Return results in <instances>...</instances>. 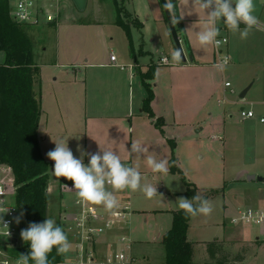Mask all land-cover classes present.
Wrapping results in <instances>:
<instances>
[{
  "label": "rangeland",
  "instance_id": "rangeland-1",
  "mask_svg": "<svg viewBox=\"0 0 264 264\" xmlns=\"http://www.w3.org/2000/svg\"><path fill=\"white\" fill-rule=\"evenodd\" d=\"M61 1V11L64 13L60 12L59 17L54 23L34 26L30 30V34L34 39L33 50L37 63H56L59 58L58 64L60 65L46 67L47 69L42 71V77L45 80L43 91L45 92L49 91L50 82L55 81V77L66 79L72 75L73 69L70 64L76 62L85 63L87 58H90L92 54H96L98 58L102 59L110 58L112 53L120 56L121 52L125 49V44L119 43L117 39L118 31L122 30L113 24L116 16L115 8L117 9L118 6L123 9L121 14L122 19L129 24L134 22L135 19L126 7L136 10L138 14L141 13V19H143L144 23L146 22L145 41L148 48L153 51L154 59H157L159 54L165 52L170 56L171 62L169 64H173L176 58L179 57L161 0ZM174 2L176 0H172V3ZM257 2H255L257 5L255 14L259 17L262 24H264V0H257ZM178 5L179 3L176 2L177 9ZM202 16L205 17L203 13ZM59 20H65L71 25L74 22H77L75 24H79L78 22L98 21L102 24H94L88 28H67L66 33L59 41L55 29ZM218 25L222 28L226 27L223 24V19ZM164 31L173 45L171 52L166 49V35ZM179 31L185 34L184 31L180 29ZM222 33L227 38L228 33L229 36L232 35L230 31L226 32L224 30ZM255 38H257L256 35ZM186 39L188 41L187 36ZM182 42L185 50L188 52L187 46L184 41ZM188 45L190 53L194 56L189 41ZM226 47L227 43L222 46L224 55H226L224 51ZM84 53H87V55ZM149 60V57L143 59V61ZM169 64H160L161 66L158 68L160 71L161 69L165 70V74L161 83L160 77L157 78L156 82H159L160 86L158 88L155 87V93L164 94V90H167V95L172 103L179 104L182 106V109L183 106L191 110L192 107L193 109H198L201 104L205 103L207 98L203 81L200 80L201 78L205 80L204 77L209 78V76L203 71L197 70L200 68L186 70L181 67H175L171 71L170 69L166 70L170 67ZM254 64H248L250 67L246 69H252ZM254 68H257L256 65ZM218 75V71L213 73L215 81ZM230 80L233 81V87L235 88L233 97L236 99V101L229 104L226 102L230 108L227 112L231 116L225 114L224 106H221L222 104L217 102L218 95H215L208 102L210 109L206 110L207 113L210 110L209 113L220 115L222 118L220 116L210 117L205 114L202 118L199 119L198 117L193 122L191 121L192 116L184 115L181 117L176 110L177 113L176 111L171 112L172 122L174 121L175 114H177L178 121L174 122L179 123L173 125V128L165 127L167 133L171 135L170 139H173L164 140L158 146L151 145V143L146 145L149 155L154 156L157 160H168V174L164 175L152 172L143 156H141V159H137L135 155L129 156L127 152V157L125 158L129 159H126V161H130L131 165L139 166V170L144 177L142 183L156 186L158 193V195L149 199L141 191L133 192L130 189L119 191L123 200L129 202L131 205L132 213L129 216L126 233L133 242L131 246V253L134 256L133 264H165V249L161 238L172 227L174 211L179 209L176 204L177 198H187L185 194L186 181L197 186L198 195L202 197L208 196L213 205V211L209 216L197 215L196 217H192L190 221L188 238L195 245L194 256L196 253V257L194 261L201 264L204 256L199 251V248L201 247L207 252V243L217 239L218 244L222 246L216 256L217 258H223L224 256L228 258V261L231 260L233 262V257L237 253L244 254L246 252L248 260L252 261L249 264H264V251L256 249L258 244L264 242V240L245 241L235 238L230 240L229 235H227L229 231L238 227H240L239 229L242 228L243 232L248 231L252 237L258 234L259 229L256 226H236L231 224L230 220L239 207L264 202L261 201L264 200L263 182L259 180L251 182L248 180V175L242 181L235 179L240 169L250 164L255 153L251 149L254 141L250 140L249 136L257 133L261 127L254 125V122L251 121H242L240 109L241 107L250 109L249 100L262 92L261 86L259 82L256 84L252 83L254 85L249 94L245 98H241L240 94L245 89V87H242V81L239 77L235 76H231ZM65 95H69V90H65ZM224 115L227 117L225 121ZM181 120H185V123ZM199 127L202 129L199 130ZM224 128L225 130L223 131ZM92 135L90 133L89 141L87 139L80 141L79 146L82 149H85L89 145L94 152H97L99 151L98 143L101 148H119L123 145L122 139L115 130L100 133L97 140L98 143L96 142L95 144L92 142ZM146 135L149 137L150 134ZM214 136H222L223 139H214ZM139 141L145 144L142 140ZM77 152L78 156H80V152ZM173 155L176 158L175 163L178 169L175 172L170 170V160ZM53 200L50 205L49 214L55 221L60 219L63 222L64 212H75L73 207L66 208L67 211L65 208L63 209L59 204L61 201L59 197H55ZM244 234L247 235V233ZM22 241L20 237V242ZM66 256L72 259V249ZM208 257L210 258L209 255ZM196 263L194 262V264ZM209 264H214V262Z\"/></svg>",
  "mask_w": 264,
  "mask_h": 264
},
{
  "label": "crops",
  "instance_id": "crops-1",
  "mask_svg": "<svg viewBox=\"0 0 264 264\" xmlns=\"http://www.w3.org/2000/svg\"><path fill=\"white\" fill-rule=\"evenodd\" d=\"M176 2L179 3L178 13L180 16L182 14V0H176ZM255 2H257V0H255ZM257 4H259V2H257ZM126 9L130 12L134 19H138L142 23V26L138 27L131 23L129 37L126 30L116 23L115 16L113 24L122 30L118 31L117 39L119 43L125 44V49L121 52L120 56L113 53L111 54V56H116L115 61L111 60V56L110 58L107 57L102 59L98 58L96 54H92L90 55V58H87L85 63L76 62L70 64L73 69L72 75L66 79L55 77V81L50 82L48 92L43 91L45 80L42 77V71L47 69L46 67L60 65L58 64L59 58L56 63L50 64L37 63L36 61L40 67L41 79V85L37 86V90H40L42 97V114L39 126L40 146L44 157L50 163L51 180L48 190L50 196L49 211L50 205L54 201L53 198L55 197L60 198L61 201L59 204L63 207V209L73 207L72 193H64L62 191L63 184L68 180L63 177L57 178L53 175L52 170L54 167V161L50 160L46 155L48 151L55 148V144L52 140L67 141L68 147L71 149L74 156L80 158L81 153L80 156H78L79 154L76 150L80 145L81 140L83 141V139H87L89 141L91 133L93 134L91 138L92 142L95 144L100 133L115 130L122 139L123 145L119 148L117 147L113 149L118 151L123 162L131 165L130 161H126V159L129 158L125 157H127V149L130 150L131 148L132 141L138 139L145 142V145L151 143V145L158 146L161 145L164 140L173 139H170L171 135L167 133L165 127L173 128V125L178 124L179 122H174L178 121L177 114H175L174 121L172 122L171 112H175L177 110L181 117L184 115H190L193 117L191 120L193 122H195L198 117L199 119L202 118L205 114L210 117L220 116L209 113L210 110L207 113L206 109L209 108L208 102H210V98L215 95H218L217 102H219V99H221L223 94L226 95V102L228 104L236 101L235 97H233L235 94V88L233 87V81L230 80L231 76L239 77L242 81V87H250L246 96L251 91L253 85L257 82H259L262 90L260 94H257L249 100V104L251 105L250 109L255 112L256 116L250 119L241 118L242 121H251L254 122V125L261 127L257 133L249 136L250 140L254 141V144L251 145V149L254 150L255 154L250 164L241 168L237 178L235 179H237V181H242L245 180L244 177L246 175H255V179L248 180L252 182L259 180L257 177H263V179L259 181L264 183V122L260 121V118L264 116V29L257 30L254 28L247 39L243 40L240 38L239 33H232L231 36H229L228 33V43L224 51L230 58L231 63L227 65L226 71H218L219 75L215 81L213 78V73L217 72L216 69L213 68L216 58L215 48L214 46H208L207 48L202 49L195 36L196 31L199 30L200 25L205 21L206 17L202 16V13H200V17L196 13L185 15L184 18L181 19L183 22L182 26L191 46L194 61L192 62L188 58L186 62H179L180 57H177L175 63H168L170 67L166 70L170 69L171 71L175 67H181L186 70L200 68L197 70L203 71L209 76V78L205 76V80L203 78L200 80L203 81V87L206 93L205 95L207 96L205 103L201 104L198 109H193L192 107L191 110L190 108H186L184 106L182 109V106L179 104L176 105L172 103L167 95V90H164V94L155 93V87L158 88L160 86L159 82H156L157 78L160 77L161 83L165 74V70L161 69L160 71V69H158L161 66L158 61L161 57H167L169 62H171L170 56L165 52H162L159 54L157 59H154L153 51L148 48L145 41L146 22L144 23L143 19H141V13L138 14L136 10L128 9L127 7ZM75 23L77 22H74L71 25L65 20H59L58 25L55 26L59 41L66 33L67 28H88L94 24H102L99 21L78 22L79 24ZM176 24L179 31V25L178 23ZM218 27L220 28V33L222 35H224L222 33L224 30L229 32L227 27L222 28L220 25H218ZM240 27L243 28L244 26ZM165 35L166 49L171 52L173 45L171 44L166 32ZM255 35L257 38H255ZM113 38L112 40H114ZM84 54L87 55V53ZM146 57H149L150 60L143 61ZM4 60L5 54L0 51V64L3 63ZM253 63L255 64L252 69H246L250 67L248 64ZM152 64L156 66L155 78L152 80H144V75ZM120 65L125 67L122 68ZM255 65L257 68H254ZM145 81L151 85L154 92V99L151 103L152 110L158 117H162L164 119L165 125L163 127V133L155 126L154 121L143 110V102L148 95ZM226 81H230L232 83L231 88L225 87ZM66 89L69 90V95H65ZM226 102L221 106H224L225 114H229L227 110L230 108ZM229 115L231 116V114ZM226 118V115H224V121ZM181 121L185 123V120ZM200 129L202 128L199 127V130ZM224 130L225 128L223 131ZM148 133L150 134L149 137L146 135ZM213 138H219V140L223 139L222 136H214ZM83 150L87 153H95L89 145ZM83 161L85 164H88L89 157L85 155L83 157ZM115 195L117 196L119 204L126 202L123 200V197L119 192H116ZM239 228L240 227L232 229L228 232L227 235H229L228 237H230V240H233L232 238L237 240L243 239L245 241L263 240L258 239V234L252 237L248 231L243 232L241 230L242 228ZM243 233H247V235L244 234V236ZM256 249L264 251V242L258 244ZM199 251H201L204 256L201 264H209L211 262H214V264H221L218 260L209 258L208 253L203 248L200 247ZM242 255L244 257L242 260H235L233 262L230 260L228 263L249 264L252 262L251 260H248L247 253ZM195 257L196 253L193 259V262L196 263V261H194ZM196 264L199 263L197 262Z\"/></svg>",
  "mask_w": 264,
  "mask_h": 264
},
{
  "label": "trees",
  "instance_id": "trees-1",
  "mask_svg": "<svg viewBox=\"0 0 264 264\" xmlns=\"http://www.w3.org/2000/svg\"><path fill=\"white\" fill-rule=\"evenodd\" d=\"M173 4L176 6V2ZM122 12L123 9L118 6L116 23L124 28L130 37L131 23L122 19ZM175 16L179 17L176 7ZM177 23L179 29L184 31L182 20L179 19ZM132 24L142 26L138 19ZM31 27L15 21L10 0H0V51L5 54V60L0 64V163L12 168L16 186L15 202L23 213L25 228L31 222L42 223L50 217V163L44 157L40 146L42 97L37 86L41 85V79L40 67L35 61ZM188 49L190 51L189 45ZM155 70L156 66L152 64L144 75V80L154 79ZM145 86L148 95L144 99L143 110L163 132L164 119L158 117L151 107L154 92L146 81ZM175 162L173 155L170 170L174 172L178 170ZM186 186L187 198L191 199L198 194V188L193 183L186 181ZM203 197L209 199L208 196ZM191 219L192 216L186 215L181 209L174 211L172 227L161 238L165 249V264H194L195 245L188 238ZM56 223L64 229L60 219ZM221 248L217 239L207 243V252L211 259L218 260L221 264H229L228 258L216 257ZM13 252L16 256L27 254L30 252V245L22 241ZM65 256L66 254L57 255L53 249L49 254L50 264H63ZM233 258L235 261L244 257L242 253H237Z\"/></svg>",
  "mask_w": 264,
  "mask_h": 264
},
{
  "label": "clouds",
  "instance_id": "clouds-1",
  "mask_svg": "<svg viewBox=\"0 0 264 264\" xmlns=\"http://www.w3.org/2000/svg\"><path fill=\"white\" fill-rule=\"evenodd\" d=\"M234 5V6H233ZM165 8L172 15L173 22L177 23L185 15L203 13L205 21L196 31L195 36L201 48L214 46L219 49L226 40L217 39L220 36L218 24L223 19V24L233 33H239L240 38L247 39L252 30L264 29L256 13L255 0H182V14L175 16V4L172 0H166ZM244 27L241 28L240 24ZM229 57H220L217 63L213 64L219 72L226 71ZM55 148L46 153L47 157L54 161L52 173L55 177H63L73 182L72 189L75 190L77 203L102 206L107 212L115 214L119 208V201L116 192L130 189L133 192L141 191L149 199L158 195L157 187L152 184L142 183V176L138 165H128L122 161L120 154L113 148H101L95 153H87L80 146L77 151L81 153L80 158L74 156L68 147L67 141H54ZM129 156L135 155L137 159L143 156L147 166L154 173L168 174L169 163L167 159L157 160L149 155L148 147L139 140L131 142ZM89 157L88 164H85L83 157ZM176 204L186 215L196 217L197 215L209 216L213 211L212 202L200 195H194L191 199L178 197ZM2 211V209H0ZM23 215V213H21ZM252 214L241 217H234L232 222L239 223L241 219L247 221ZM20 222V218H16ZM8 229V225L0 220ZM9 235V233H7ZM21 239L30 245V252L19 254L15 264H50L49 254L53 249L57 255L67 254L72 249L64 229L56 221L48 217L42 223L31 222L28 227L20 232Z\"/></svg>",
  "mask_w": 264,
  "mask_h": 264
},
{
  "label": "built area",
  "instance_id": "built-area-1",
  "mask_svg": "<svg viewBox=\"0 0 264 264\" xmlns=\"http://www.w3.org/2000/svg\"><path fill=\"white\" fill-rule=\"evenodd\" d=\"M11 13L16 22L22 25L40 26L54 23L60 15L61 0H10ZM217 39L228 38L220 33ZM224 43V44H226ZM223 44V45H224ZM222 45V46H223ZM222 46L215 48L217 63L220 57H228L223 54ZM111 60L115 61L116 56L112 55ZM159 64H168L167 57H161ZM231 60L229 59V63ZM124 68L125 66L120 65ZM230 81L225 82L226 88H231ZM226 95L219 99V104L226 102ZM242 119H250L256 116L252 109L241 107ZM264 122V116L260 118ZM73 182L67 181L62 186L64 193H72L74 213L64 212V229L71 239L72 259L65 256L63 264H133L134 256L131 253L133 242L127 235V224L131 215L129 202L119 204L115 214L107 212L103 207L91 204H79L72 189ZM16 186L12 168L9 165L0 163V220L8 225V229L0 224V264H15L18 256L13 249L20 243V232L25 229L24 217L15 202ZM251 212L249 220H240L239 223L232 222L234 217H241ZM20 222H16V218ZM230 223L236 226H256L259 229L258 239L264 240V202L251 206H242L237 209L231 217ZM9 233V235H7ZM105 237L104 239H102ZM16 240V245L12 242Z\"/></svg>",
  "mask_w": 264,
  "mask_h": 264
},
{
  "label": "water",
  "instance_id": "water-1",
  "mask_svg": "<svg viewBox=\"0 0 264 264\" xmlns=\"http://www.w3.org/2000/svg\"><path fill=\"white\" fill-rule=\"evenodd\" d=\"M175 1V0H173ZM162 2V5H163V9H164V12H165V15H166V18H167V21H168V24H169V27H170V30H171V33H172V37L174 39V42H175V45H176V49H177V52L179 54V57H180V60L182 62H186L189 58L190 61H194V58L192 56V54L190 53L189 49H188V52L186 53V50H185V46L183 45V42L185 43V45L187 46L188 48V42L186 41L185 39V35L182 34V33H179L178 31V27H177V24L173 22V18H172V15L170 14L169 10L165 8V3H166V0H161ZM187 55H189L187 57ZM250 87H246L242 93L240 94V97L241 98H245L246 97V94L248 92ZM256 176L255 175H248V179H255ZM259 180H262L263 177H257ZM17 241L14 240L12 242L13 245H16Z\"/></svg>",
  "mask_w": 264,
  "mask_h": 264
}]
</instances>
